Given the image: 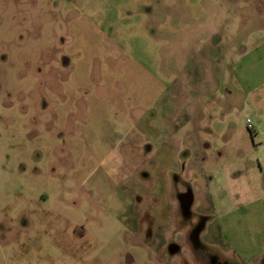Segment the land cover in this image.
Instances as JSON below:
<instances>
[{
  "label": "rangeland",
  "instance_id": "rangeland-1",
  "mask_svg": "<svg viewBox=\"0 0 264 264\" xmlns=\"http://www.w3.org/2000/svg\"><path fill=\"white\" fill-rule=\"evenodd\" d=\"M0 264H264V0H0Z\"/></svg>",
  "mask_w": 264,
  "mask_h": 264
},
{
  "label": "built area",
  "instance_id": "built-area-1",
  "mask_svg": "<svg viewBox=\"0 0 264 264\" xmlns=\"http://www.w3.org/2000/svg\"><path fill=\"white\" fill-rule=\"evenodd\" d=\"M247 123H249V122L247 121ZM247 128H248V129H250V126H249V124H248Z\"/></svg>",
  "mask_w": 264,
  "mask_h": 264
}]
</instances>
